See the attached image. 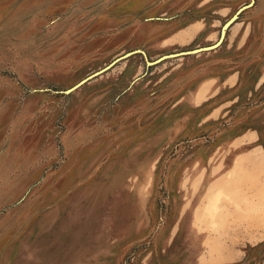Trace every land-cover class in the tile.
Wrapping results in <instances>:
<instances>
[{
  "label": "rangeland",
  "instance_id": "374dc122",
  "mask_svg": "<svg viewBox=\"0 0 264 264\" xmlns=\"http://www.w3.org/2000/svg\"><path fill=\"white\" fill-rule=\"evenodd\" d=\"M0 264H264V0H0Z\"/></svg>",
  "mask_w": 264,
  "mask_h": 264
},
{
  "label": "water",
  "instance_id": "95a60500",
  "mask_svg": "<svg viewBox=\"0 0 264 264\" xmlns=\"http://www.w3.org/2000/svg\"><path fill=\"white\" fill-rule=\"evenodd\" d=\"M245 7H241L239 8V10L236 11L235 14H233L231 16V18L224 24L222 30H221V33H220V36L218 38V40L213 43V44H210V45H207V46H201V47H197V48H193V49H189V50H182V51H178V52H174V53H169V54H164L162 56H160L158 59L154 60V61H147L148 64H154L160 60H163L165 58H171V57H176V56H179V55H187V54H195V53H198V52H203V51H208V50H211L215 47H217L221 41L223 40V37H224V32H225V29L227 28V26L233 22V20L237 17L238 13L244 9ZM133 52H128L122 56H119L117 57L116 59H114L112 62H110L107 66L101 68L100 70L92 73L91 75L87 76L86 78L82 79L81 81H79L74 87L78 86L79 84L83 83L84 81H86L87 79L105 71L106 69H108L110 66H112L113 64H115L117 61H119L120 59L132 54ZM142 53L144 54V52L142 51ZM73 87V88H74Z\"/></svg>",
  "mask_w": 264,
  "mask_h": 264
},
{
  "label": "crops",
  "instance_id": "0c3cea01",
  "mask_svg": "<svg viewBox=\"0 0 264 264\" xmlns=\"http://www.w3.org/2000/svg\"><path fill=\"white\" fill-rule=\"evenodd\" d=\"M216 48V47H215ZM215 48H213V49H215ZM213 49H211V50H213ZM209 51V50H208ZM203 52H205V51H203ZM198 53H200V52H198ZM195 54H197V53H195ZM233 81V80H232Z\"/></svg>",
  "mask_w": 264,
  "mask_h": 264
}]
</instances>
